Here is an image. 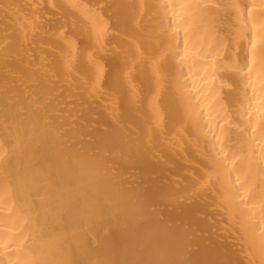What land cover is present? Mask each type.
<instances>
[{"label":"bare ground","instance_id":"bare-ground-1","mask_svg":"<svg viewBox=\"0 0 264 264\" xmlns=\"http://www.w3.org/2000/svg\"><path fill=\"white\" fill-rule=\"evenodd\" d=\"M0 264H264V0H0Z\"/></svg>","mask_w":264,"mask_h":264}]
</instances>
